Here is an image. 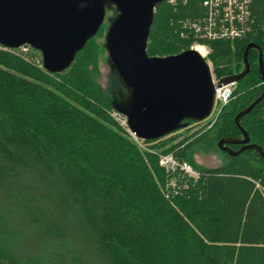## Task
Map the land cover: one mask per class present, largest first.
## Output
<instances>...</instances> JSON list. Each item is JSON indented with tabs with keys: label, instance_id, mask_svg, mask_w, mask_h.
<instances>
[{
	"label": "trees",
	"instance_id": "obj_1",
	"mask_svg": "<svg viewBox=\"0 0 264 264\" xmlns=\"http://www.w3.org/2000/svg\"><path fill=\"white\" fill-rule=\"evenodd\" d=\"M249 1L244 38L204 42L216 79L242 69L248 42L264 68V0ZM192 15L158 4L147 54L189 49L178 30ZM106 27L60 73L0 48V264H264V159L252 150L222 152L214 168L194 159L218 151L222 137H241L233 118L262 90L257 51L212 123L184 135L197 124L189 121L141 149L110 117L98 81ZM240 123L264 152V97ZM164 154L197 176L167 172Z\"/></svg>",
	"mask_w": 264,
	"mask_h": 264
},
{
	"label": "water",
	"instance_id": "obj_2",
	"mask_svg": "<svg viewBox=\"0 0 264 264\" xmlns=\"http://www.w3.org/2000/svg\"><path fill=\"white\" fill-rule=\"evenodd\" d=\"M164 0H0V45L31 47L41 54L48 73H60L73 62L104 23L102 46L110 70L107 96L114 110L126 117L141 140H155L210 117L215 87L236 83L250 69L249 51H257L262 90L233 118L241 137H222L217 148L229 156L252 150L264 159L261 147L250 143L241 118L264 97L261 48L245 45L242 69L212 81L205 57L195 49L149 56L147 43L155 8ZM111 15L108 16L107 13ZM230 145H239L233 150Z\"/></svg>",
	"mask_w": 264,
	"mask_h": 264
},
{
	"label": "built area",
	"instance_id": "obj_3",
	"mask_svg": "<svg viewBox=\"0 0 264 264\" xmlns=\"http://www.w3.org/2000/svg\"><path fill=\"white\" fill-rule=\"evenodd\" d=\"M170 5H187L193 12L192 16L180 21L178 35L182 39L191 42V49L201 48L205 55L209 49L204 42L217 40H237L244 38L251 30L252 15L249 0H166ZM0 48L8 50H24L27 47L15 49L0 45ZM204 55V56H205ZM217 79L212 76V81ZM235 83H229L215 87V101L213 110L220 111L221 107L230 100ZM213 112V111H212ZM212 114V113H211ZM113 121L123 130L135 143L139 145L144 141L139 139L130 131L126 117L120 112L112 109L109 112ZM159 165L167 172L180 169L192 177L197 172L187 163H179L171 154L159 156ZM175 179L166 187L174 188ZM168 189V188H167ZM167 193V192H166Z\"/></svg>",
	"mask_w": 264,
	"mask_h": 264
},
{
	"label": "rangeland",
	"instance_id": "obj_4",
	"mask_svg": "<svg viewBox=\"0 0 264 264\" xmlns=\"http://www.w3.org/2000/svg\"><path fill=\"white\" fill-rule=\"evenodd\" d=\"M107 15L110 16L111 13L108 12ZM104 32H105V30H104ZM104 32H103L102 36L97 38V41L99 43L103 42ZM17 51H18V53H22V55L25 56L30 61H32L34 63H37V64L38 63L41 64V54H40L39 51H37V50H35V49L31 48V47H27L24 50L20 49V50H17ZM203 57H205V59H206V55L203 56ZM207 62L209 64L208 60H207ZM209 66H210V64H209ZM98 68H99V71H100V76L98 78V81L102 85V87L104 89H106L109 86L110 70H109L108 64L106 63V53H105L104 49L99 54ZM210 70H211V68H210ZM216 115H217V110H215V111L213 110V112H212V114L210 115L209 118H207L206 120H204L202 122L197 123L196 125H192L191 127H189V129H187L186 132H184V135H187V134H190V133H194L200 127L206 126L208 123H212L213 120H215ZM169 135H167V136H169ZM135 144L141 149H143V147H145L144 142H142L140 145L138 143H135ZM222 152L223 151H221L219 149H218V151L215 150L214 152H210V153H207V154L202 153V152H196V154L194 155V159H195V161L198 164H200L202 166H205V167H208V168H214V167L218 166L221 163Z\"/></svg>",
	"mask_w": 264,
	"mask_h": 264
},
{
	"label": "bare ground",
	"instance_id": "obj_5",
	"mask_svg": "<svg viewBox=\"0 0 264 264\" xmlns=\"http://www.w3.org/2000/svg\"><path fill=\"white\" fill-rule=\"evenodd\" d=\"M195 50L202 56L205 55V53L203 52V50L201 48H195Z\"/></svg>",
	"mask_w": 264,
	"mask_h": 264
},
{
	"label": "flooded vegetation",
	"instance_id": "obj_6",
	"mask_svg": "<svg viewBox=\"0 0 264 264\" xmlns=\"http://www.w3.org/2000/svg\"><path fill=\"white\" fill-rule=\"evenodd\" d=\"M239 146V145H238Z\"/></svg>",
	"mask_w": 264,
	"mask_h": 264
}]
</instances>
